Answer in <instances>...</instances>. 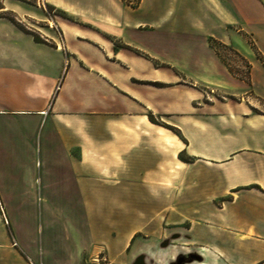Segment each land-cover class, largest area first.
Wrapping results in <instances>:
<instances>
[{"label": "crops", "instance_id": "0c3cea01", "mask_svg": "<svg viewBox=\"0 0 264 264\" xmlns=\"http://www.w3.org/2000/svg\"><path fill=\"white\" fill-rule=\"evenodd\" d=\"M80 21L89 28L65 27L62 45L48 48L0 16V119L49 120L44 169L73 196L176 201L161 209L158 236L156 224L147 225L145 243L135 240L133 212L116 213L126 224L88 227L82 249L90 258L82 264L99 255L107 264H172L190 252L200 254L199 264H233L239 249H255L260 256L249 264H264V113L243 98L206 99L199 90L232 85L218 43L250 64L256 92L264 51L257 59L246 39L264 41V0H139L135 7L101 0ZM25 42L35 54L19 46ZM169 161L176 184L190 188L164 195L146 187L166 183ZM76 257L69 263L81 264Z\"/></svg>", "mask_w": 264, "mask_h": 264}, {"label": "rangeland", "instance_id": "374dc122", "mask_svg": "<svg viewBox=\"0 0 264 264\" xmlns=\"http://www.w3.org/2000/svg\"><path fill=\"white\" fill-rule=\"evenodd\" d=\"M121 1L133 7L139 2V0ZM100 4L101 0H0V9H2L0 16L4 17L9 25L12 23L17 30L23 32L28 39H33L48 48H56V43L62 45L65 27L87 29L88 26L80 21L82 12L89 7L91 11H96ZM246 40L248 42L246 47L255 53L257 59L260 58L257 51H264V41L254 40L253 43L250 37ZM19 46L27 55L35 54L26 42L23 45L19 43ZM212 46L232 74L233 81L232 85L227 87L202 86L199 88L201 93L206 99L229 98L234 102L243 98L253 112L264 113V70L261 72L256 69L258 71L254 76L256 93L251 83V66L245 58L231 46H222L218 43H212ZM51 58L55 61L58 56L52 54ZM61 58L63 59V56ZM35 71L36 67L33 66L31 72ZM51 72L47 68L46 73L52 74ZM18 115L0 119L2 150L0 152V260L4 262L2 264H70L69 260L75 261L77 253L82 264L90 258L82 249L89 241V235L85 230L96 224L114 225L118 222L125 224L128 222L127 218L116 213L128 211L134 213V216L129 218L131 225L135 226L136 241L143 243L147 241V225L157 226L152 236L159 233L161 209L165 206L173 208L176 203L174 196L168 200L141 198L112 201L111 199L96 200L89 197L88 193L73 196L69 190L65 192L67 185L64 182L58 183L59 180L56 182L50 180L47 170L44 169L47 166L45 139L50 130L49 120L46 122L45 117L40 122L37 117L30 114ZM149 117L158 126L174 134L177 133L173 127L156 121L152 116ZM178 158L186 160L183 153L179 154ZM41 161L42 169H40ZM32 169L36 178L35 183L31 180L27 183L26 174ZM166 170L168 180L165 184L151 186L146 184V187H151L153 191L162 192L164 195L176 192L177 186L180 190L182 188L187 190L185 189L187 186L190 188V185L176 184L177 170L170 161ZM157 194L159 196V193ZM113 236H116L115 232ZM205 250L197 247L200 253ZM191 254L193 252L188 255ZM258 256L260 254L257 255L255 249H239L236 258L233 257V264H249ZM94 263L107 264L108 259L106 257L104 260L99 255ZM193 264L199 263L195 261Z\"/></svg>", "mask_w": 264, "mask_h": 264}, {"label": "water", "instance_id": "95a60500", "mask_svg": "<svg viewBox=\"0 0 264 264\" xmlns=\"http://www.w3.org/2000/svg\"><path fill=\"white\" fill-rule=\"evenodd\" d=\"M188 260L186 262L184 261V258L182 256L178 257L172 264H187L192 263L194 261L201 262V258L198 255H188Z\"/></svg>", "mask_w": 264, "mask_h": 264}, {"label": "trees", "instance_id": "16d2710c", "mask_svg": "<svg viewBox=\"0 0 264 264\" xmlns=\"http://www.w3.org/2000/svg\"><path fill=\"white\" fill-rule=\"evenodd\" d=\"M149 120H150L152 123H154L151 117H149ZM176 131H177V130H176ZM175 134H176L177 136H179V132H178V131H177V133H175Z\"/></svg>", "mask_w": 264, "mask_h": 264}, {"label": "flooded vegetation", "instance_id": "af4514ba", "mask_svg": "<svg viewBox=\"0 0 264 264\" xmlns=\"http://www.w3.org/2000/svg\"><path fill=\"white\" fill-rule=\"evenodd\" d=\"M183 258H184V261H185V262H186V260H188V257H187V256H186V257L184 256Z\"/></svg>", "mask_w": 264, "mask_h": 264}]
</instances>
